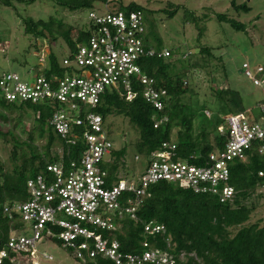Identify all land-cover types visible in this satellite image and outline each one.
<instances>
[{
    "label": "built area",
    "instance_id": "1",
    "mask_svg": "<svg viewBox=\"0 0 264 264\" xmlns=\"http://www.w3.org/2000/svg\"><path fill=\"white\" fill-rule=\"evenodd\" d=\"M117 1H97L107 7V12L91 10L92 33L71 57L62 59L61 65L67 69L63 76L49 79L34 69L31 77L0 71V93L7 101L58 102L62 107L53 113L50 126L68 143L82 139L86 146L80 160L68 165L50 162L29 178L26 200L5 204L0 216V263L5 259L17 264L46 263L54 257L41 247L53 243L67 249L80 263L105 259L114 264H179L172 254L152 247L148 240L140 253L124 251L119 240L104 231L118 229V220L128 215L136 219L147 188L160 181L179 183L228 201L235 194L229 183L231 164L245 161L247 151L255 145L264 154L262 101L261 121L246 112L250 110L223 116L225 123L218 130L227 140L223 149L207 156L205 163L179 157L176 144L166 143L152 154L148 166L136 178L126 180L120 175L111 179L107 164L116 148L103 116L95 109L107 90L116 89L126 100H132L140 92L137 87L143 86L145 100L156 111H163L168 90L157 85L145 68L149 58L171 55L167 49L147 44L143 10L127 8L140 0H121L123 9H115ZM38 64L40 70L45 69L47 56L40 54ZM242 73L264 91V65L244 62ZM154 119L155 127L168 120L166 116ZM259 176L264 190V169ZM144 231L148 236L164 235L166 227L151 221Z\"/></svg>",
    "mask_w": 264,
    "mask_h": 264
},
{
    "label": "trees",
    "instance_id": "2",
    "mask_svg": "<svg viewBox=\"0 0 264 264\" xmlns=\"http://www.w3.org/2000/svg\"><path fill=\"white\" fill-rule=\"evenodd\" d=\"M37 0H0L5 6H13L15 2L31 4ZM62 10L75 12L82 9H93L98 0H50ZM115 9L125 8L118 0ZM236 12L249 13L252 8L247 3L238 4L232 1ZM164 9L168 17H173L180 10V5L169 4ZM129 9H141L146 19V42L150 36L157 35L156 25L149 17L154 10L140 3H131ZM208 18V15H204ZM203 17V18H204ZM185 18L197 24L203 20L193 11L185 9ZM220 22L229 23L235 30L244 31V23L230 18L226 13L217 14ZM25 33L34 41L50 38L53 41L63 40L69 49V57L77 51L78 45L86 43L92 33L93 25L78 26L67 23L63 19L50 16L48 19H24ZM200 39L204 33L198 28ZM149 45V44H148ZM34 49L38 50L34 42ZM156 49L162 50L159 45ZM201 51L209 54L212 47H202ZM171 53V52H170ZM171 56V55H170ZM61 59L54 50L47 55V67L40 70L39 64L34 68L36 74H44L47 78L63 76L67 69L61 65ZM146 72L156 80V84L168 90V99L163 111H156L148 103L142 87L132 100H126L116 90H107L101 103L95 109L103 116L105 125L110 115H123L138 131L139 137L133 143L136 156L147 159L144 169L148 166L154 152L163 148L166 143L177 146V155L190 162L205 163L207 156L216 150L223 149L227 136L220 134L218 128L225 123L223 116L245 111L241 93L233 88H218L215 97L218 99L216 111L206 104L201 108L188 110L182 96L188 92V86L183 74L173 71L172 62L166 58H149L146 62ZM196 64L193 63L192 66ZM32 71L29 70L28 74ZM138 90V91H139ZM62 106L58 102H17L7 101L0 93V125H8L15 118L14 128L20 126L27 133L26 140H20L13 129L3 130L0 126V140L12 144L10 159L13 168L8 169L0 159V216L6 203L24 201L28 197L27 181L42 172L50 162L70 164L80 160L85 149L82 139L75 144L68 143L50 126L53 113ZM210 110L207 116L205 110ZM17 115L14 116V114ZM33 120L32 129L24 124V117ZM166 116L167 121L155 127V119ZM203 116L204 119L198 120ZM79 129V128H77ZM81 129V128H80ZM176 137L173 138V134ZM46 139L39 145L38 140ZM127 146L115 149L112 160L107 164L111 179L128 178L126 157ZM264 169V154L255 145L247 151L245 161H235L231 164L229 183L234 187L232 199L222 202L218 195L197 193L189 186L179 183L160 181L147 188L145 197L136 211V219L129 215L118 220L121 224L112 232L104 231L105 235L116 237L124 251L140 253L146 248L143 243L148 240L152 247L160 248L172 254L179 264H264V224L251 222L255 210V202L264 196L263 180L259 171ZM142 171V172H143ZM133 173L130 179L136 178ZM128 194H126L127 196ZM134 197L135 195L132 194ZM163 224L166 227L164 235L148 236L144 226L148 222ZM0 264H17L8 259ZM18 264H32L21 262ZM82 264H114L110 260L97 259ZM150 264V263H145Z\"/></svg>",
    "mask_w": 264,
    "mask_h": 264
},
{
    "label": "rangeland",
    "instance_id": "3",
    "mask_svg": "<svg viewBox=\"0 0 264 264\" xmlns=\"http://www.w3.org/2000/svg\"><path fill=\"white\" fill-rule=\"evenodd\" d=\"M232 1L238 4L247 3L252 10L249 13L236 12ZM155 13L149 17L156 25L157 35L150 36L147 44L154 48L162 47L171 52L166 61L172 62L173 71L184 75L188 86V92L182 96L188 110L200 109L206 104L216 111L218 99L214 96L218 88H233L238 90L243 99V105L250 116L260 120L261 107L264 101V91L254 86L253 83L242 73V65L249 62L252 66L264 65V0H140ZM180 5L181 8L173 17H168L164 9L169 4ZM99 8L100 13H106L104 4H96L93 8ZM112 8V7H110ZM93 9H82L75 12L62 10L50 0H37L31 4L15 2L13 6H5L0 3V71L17 72L22 77H31L34 71H28L37 67L39 55H48L51 50L63 59L69 53L67 44L63 40L53 41L50 38L31 39L25 33L24 19H48L54 16L63 19L67 23L78 26H87L91 19L89 13ZM185 9L193 11L203 20L197 24L187 21ZM96 10V11H98ZM226 13L245 24L244 31L235 30L229 23L220 22L217 14ZM204 15H208L205 18ZM204 17V18H203ZM198 28H203L204 33L199 39ZM34 42L39 48L34 49ZM212 47L209 54L201 51L202 47ZM195 63V66L192 64ZM211 113L210 110H205ZM17 113L14 114V116ZM208 116V115H207ZM204 119L203 116L198 120ZM26 129L30 130L33 120L30 116L23 119ZM15 120L5 125L1 123L3 130L13 129L20 140L27 139V133L21 127L14 128ZM106 124L109 125L112 142L116 149L127 146L126 157L128 178L136 173L139 176L147 162L145 157L136 159V151L133 143L139 137L138 131L130 124L128 118L123 115H110ZM176 134H173V138ZM46 139L38 140L41 145ZM12 144L0 140V159L8 169L13 168L10 159ZM255 202V210L251 222L259 221L264 224V196ZM41 250L53 255V260L42 264H82L64 247L46 243Z\"/></svg>",
    "mask_w": 264,
    "mask_h": 264
}]
</instances>
